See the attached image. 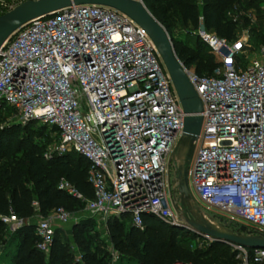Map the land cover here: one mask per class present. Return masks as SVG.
Returning <instances> with one entry per match:
<instances>
[{"label": "built area", "instance_id": "obj_1", "mask_svg": "<svg viewBox=\"0 0 264 264\" xmlns=\"http://www.w3.org/2000/svg\"><path fill=\"white\" fill-rule=\"evenodd\" d=\"M22 1L0 0V15ZM201 21L194 33L218 65L198 75L179 62L201 104L187 186L200 208L226 211L228 222L239 219L264 235V42L253 48L247 30L226 40ZM1 105L17 123L54 128L55 152L86 159L92 196L62 179L58 188L90 216L125 215L138 230L144 214L183 225L172 207L168 160L184 113L151 40L125 14L78 4L19 26L0 46ZM69 215L57 207L36 221L37 250L48 251L53 225ZM0 222L12 230L24 223L12 212ZM228 245L233 264H264V248Z\"/></svg>", "mask_w": 264, "mask_h": 264}, {"label": "trees", "instance_id": "obj_2", "mask_svg": "<svg viewBox=\"0 0 264 264\" xmlns=\"http://www.w3.org/2000/svg\"><path fill=\"white\" fill-rule=\"evenodd\" d=\"M147 10L167 31L173 23L195 30L198 16L203 28L226 40L234 39L249 20L241 14L246 9L258 13L259 0H141ZM260 14H257L259 16ZM250 31V39L258 45L264 42L259 33ZM179 62L198 75H209L218 65L208 46L196 36L192 45L188 41L173 42ZM11 112L0 106L3 114ZM28 121L0 124V215L12 212L17 218H27L33 213L46 217L57 207L68 210L69 202L83 203L58 188L65 180L85 198L92 196L87 181L88 162L74 152H52L44 157L42 145L34 140L36 133ZM37 124V123H36ZM46 127L45 125H43ZM48 132L52 133L54 128ZM125 217V215L121 216ZM127 217V216H126ZM144 228L138 230L130 223L124 226L116 217L107 219L109 241L118 251L117 259L110 255L89 235V220L80 219L71 226L72 239L80 253L73 260L64 242L53 233L47 258L35 248L37 236L34 224L24 222L11 236L16 241L11 264H233L234 252L228 244L210 241L192 246L198 238L181 226L167 225L150 214L142 216ZM5 225L0 222V243Z\"/></svg>", "mask_w": 264, "mask_h": 264}, {"label": "water", "instance_id": "obj_3", "mask_svg": "<svg viewBox=\"0 0 264 264\" xmlns=\"http://www.w3.org/2000/svg\"><path fill=\"white\" fill-rule=\"evenodd\" d=\"M78 4L111 7L132 19L145 30L169 76L184 113L181 135L169 155V163L172 167L170 186L175 189L177 195V198L172 199V207L183 221L181 227L193 232L197 237H207L211 241L232 243L247 248H264L262 233H251L244 224L238 225L233 230L227 227V225L234 227L233 222L218 223L209 220L188 189L187 165L200 127L201 117L198 113L201 110V104L175 56L164 27L142 2L138 0H25L0 15V46L15 29L28 20Z\"/></svg>", "mask_w": 264, "mask_h": 264}, {"label": "rangeland", "instance_id": "obj_4", "mask_svg": "<svg viewBox=\"0 0 264 264\" xmlns=\"http://www.w3.org/2000/svg\"><path fill=\"white\" fill-rule=\"evenodd\" d=\"M257 5H258L259 12L256 14L254 13V10H251V9H246L244 11H241V14L246 16L249 20L248 25L245 27H242L241 30H247L250 34L249 29L252 28L254 32L259 33L261 36L264 37V0H259ZM257 14H260V15L257 16ZM166 33H167V36L172 46H173V42H176V41H179V42L188 41L189 44L192 45V43L194 42L196 38L194 30L186 26H180L178 23L171 24L168 30L166 31ZM249 44L253 48H256V44L253 38L249 40ZM250 50H253V49H250ZM254 55H256V52L254 51L249 52L247 54V59L253 57ZM239 57L241 61H244V57L242 56H239ZM13 122H15V118L13 117L12 112L3 114V118L0 120L1 125L13 123ZM31 127H32V130L35 131L36 133L34 140L42 145L43 154H49V153L54 152V149L57 145V139L55 136H53L52 133L48 132L47 130L48 128L44 127L41 124H36V123L31 124ZM168 164H169V171L171 175L172 167H171V164L169 163V160H168ZM191 194L193 197L196 198V196L194 195V193H192V191H191ZM176 198H177V195H176ZM33 208H34L33 213L29 217L24 218V219L22 218L23 222H29V223L35 224L36 221L40 218V216L36 213L35 205H33ZM201 209L203 210V213L205 214V216L213 222L222 223L221 221L228 222L229 220V213L226 211L218 210L215 208H209V209L201 208ZM65 211H67L70 214L69 215L70 219L68 220V222L63 223V224L55 223L53 226L55 229V234H57L58 238L62 242L65 243L67 250L71 253L74 261H77L80 259V253L78 251L77 246L73 242L72 234H71V226L74 222L80 219H88L90 221L89 226H88L89 235H91L92 238L94 237L95 241L98 242L99 246L107 251V253L110 255V261L113 262L115 259H117L118 251L113 248L108 238L107 226H106L107 219H102L97 216H90L83 209V206H81L80 204L76 202H72V203L69 202L68 210H65ZM50 213L51 211L49 212V214ZM178 218H179V215H178ZM117 219L123 222L125 227L128 226L129 224L128 217L126 216L119 217ZM232 222L235 224L234 226L235 229L237 228L238 225L245 224L239 219H234L232 220ZM4 230L5 231L2 236V242L0 243V264H11L10 263L11 256L16 247V241L11 236L14 230H12V228L8 226H5ZM208 242L210 241L207 239H204V240L194 239L191 241V245L201 246V245L207 244ZM41 253L43 255V258L46 259L49 253V249L48 251L41 252Z\"/></svg>", "mask_w": 264, "mask_h": 264}, {"label": "flooded vegetation", "instance_id": "obj_5", "mask_svg": "<svg viewBox=\"0 0 264 264\" xmlns=\"http://www.w3.org/2000/svg\"><path fill=\"white\" fill-rule=\"evenodd\" d=\"M221 222H223V221H221ZM227 227H229V228H231V229H235L234 227H232V226H230V225H227Z\"/></svg>", "mask_w": 264, "mask_h": 264}]
</instances>
